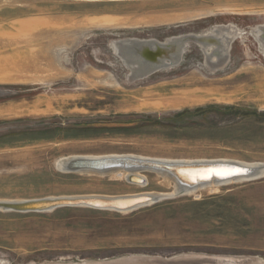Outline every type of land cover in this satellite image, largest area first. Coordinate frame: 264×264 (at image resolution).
Returning a JSON list of instances; mask_svg holds the SVG:
<instances>
[{"label":"rangeland","instance_id":"374dc122","mask_svg":"<svg viewBox=\"0 0 264 264\" xmlns=\"http://www.w3.org/2000/svg\"><path fill=\"white\" fill-rule=\"evenodd\" d=\"M217 31L228 46L193 40ZM178 37L180 60L139 77L112 45ZM262 40L264 0H0V201L171 196L124 211L0 204V264H264V174L177 193L153 169L136 185L56 166L79 154L264 163Z\"/></svg>","mask_w":264,"mask_h":264},{"label":"bare ground","instance_id":"6f19581e","mask_svg":"<svg viewBox=\"0 0 264 264\" xmlns=\"http://www.w3.org/2000/svg\"><path fill=\"white\" fill-rule=\"evenodd\" d=\"M218 31L215 33V35L213 34V35H206V36L205 35L196 36L193 40L198 42L199 44L203 45L204 47L206 45L208 46L210 44L213 48H215V47H217L219 45V43L221 44V46L223 44L227 43L225 46H228V44H229V42L231 40L228 37H230L231 35H229V33L228 34L225 33L223 35L224 32H222V34L220 35V32H218ZM225 36H228V37H225ZM214 37L217 38L218 40L216 41ZM237 37L240 38V34ZM186 39H187L186 37L173 38L171 41H168L167 43H160V42L159 43L158 42L149 43V42H142V41H139L137 39H124V40H122L120 42H117V43L114 42L112 45H113V47H115L116 50H118L120 53H122L124 61L127 63V65L130 68L131 72L134 75H136V73H139L141 71L144 72V70L147 69L146 66H148V67L152 66L153 70L156 69L157 66H161V67H166L167 68V65L164 66V60L162 61L161 59L158 62L153 63V64L145 62L142 59V55H143L142 52L143 51H145V50L155 51V50H157L159 48L161 49V48L173 47L172 50L176 51L175 52V54H176L178 52L177 50L182 45L180 43H182ZM262 42L264 43V40H262ZM213 51L214 50L212 49V52ZM175 54H170L169 51H166V53H165V55L170 57V58H173L175 56ZM146 57L149 59V61L157 60V58L152 57V54H150L149 57L146 55ZM166 68H164V69H166ZM149 69L151 70V68H149ZM138 77H139V75H138ZM111 158H118V159H120V158H134V159H140V160H149V161L160 162V163H163V164H181V163L188 164V163H193V162H195V163H208V162L232 163V164L240 165L242 167H249L250 169H253V172L249 176L238 177V178H235V179H231L229 181L251 179V178L253 179L255 177H258V176L264 174V163H250V164H246V163H241V162H234L235 160L234 161H229L227 159H225V160L224 159L223 160L219 159V160H213V161H209L208 159L202 160V161L201 160H199V161H191V160H185V159L184 160H172V161H170V160H168V161L167 160H161V159L160 160H155V159L151 160L150 158L146 159L144 157H139V155H138V157H136V156L134 157V156H128V155H122V156H120V155L85 156V155H80L79 154V155H76V156L75 155L74 156H69V157L66 156L63 159L61 158V160H57L56 166H57V169H60L63 172H69L70 173L72 171H67L65 169V167L72 161L111 159ZM176 171H177V175L179 176L180 180L187 181V179H191L193 177L195 178L197 176H199V178H201V179H208V178L211 177V175H214L215 172H220L221 175H219V177H223V176L229 175L228 174L229 172H231L232 174L236 173V172L239 171V169H237L235 167H233V168L223 167V168H218V169H203V168L191 169V168H189V169H179V170H176ZM74 172L75 173L76 172H79V173L88 172V173H94V174H97V175L99 174L100 176L105 174V175H109V177H113L114 179H118V180H120L121 178H123L125 176L129 177V176L134 175V176L142 178L144 181H146L145 177L143 175H141L142 173H139L140 171H138V169H136V170L134 169V170H130V171H128L126 169H121V168L107 169V170H103V171L92 170V169H78V170H74ZM157 174L161 175L162 178L164 179V181L167 182V184L169 183V181H172L175 184V185L172 184V185L175 186L174 191L177 192V193L188 192V191H192V190L195 189L194 188V189H190V190H188V189L184 190L183 188H180L178 186V184H177V179L175 177H173L172 175H170L169 173L159 172ZM139 178H136L134 180L139 181L140 180ZM229 181H227V183ZM223 183H225V182H223ZM135 184L137 185L139 183H135ZM219 184H222V183L211 182L209 184L199 185L198 187H196V189L200 188V187L208 186V185L210 187H213V186L219 185ZM120 196L121 195H119V197ZM107 197L114 198V197H117V196H105V195H81V196H77L76 195V196H58V197L36 198V199H29V200H25V199L24 200H13V199L11 200L10 199V200H1L0 204H1V207L3 209L5 207L6 208H10V206L19 207V206H23V205H18V204H24V203H27V202H36V201H41V200H49L50 202H52V201H72V200H78V199H85V200H90L92 202L101 203V204H103L105 202H113V203L123 207V206H126L127 204H132V203L137 202V201H143V200H145L147 198H151V197L152 198H159V197H162V195H160V194L156 195L155 193L151 194V193L144 192V193L125 195V197H128L129 199L118 198L115 201H107V199H104V198H107ZM133 198H135V199H133ZM47 204H50V203L44 201L42 203L33 204V205L45 206ZM120 211H122V210H120ZM198 259L200 260V262H203L204 264H226V262L230 261L228 259L227 260L223 259V257H219V256H213L211 259H207V258H198ZM190 260L192 262L199 261V260H195V259L194 260L190 259Z\"/></svg>","mask_w":264,"mask_h":264},{"label":"water","instance_id":"95a60500","mask_svg":"<svg viewBox=\"0 0 264 264\" xmlns=\"http://www.w3.org/2000/svg\"><path fill=\"white\" fill-rule=\"evenodd\" d=\"M145 49V48H144ZM173 47H168V48H159L155 51H151V50H145L143 51V55H142V59L145 62L148 63H156L158 62L160 59L163 61L164 60V65L168 64L167 62H171V63H176L178 62L181 58L177 53L176 56H174L173 58H175L174 61H170L172 58L168 57L165 55L166 51H169L170 54L175 53L176 51L172 50ZM183 50V48H182ZM181 50V52H182ZM177 51H180V49H178ZM150 54H152V57L157 58V60L155 61H149V59L146 57V55L149 57ZM151 57V58H152ZM143 71L139 72L137 75H135L136 77L142 76L143 75ZM223 167H229V168H237L239 169L238 172L233 173V174H229L223 177H219L217 175H211L210 178L208 179H201L199 178V176L197 177H193L191 179H187V181L184 180H180L179 176L177 175V171L179 169H218V168H223ZM113 168H121V169H126L128 171L130 170H136V169H153L156 171H160L162 173H169L170 175H172L173 177H175L177 179V184L180 188H183L184 190L188 189H194L196 187H198L199 185H205V184H209L211 182L214 183H223V182H227L231 179H235L238 177H243V176H249L252 172L253 169H250L249 167H242L240 165L237 164H232V163H218V162H208V163H181V164H163L160 162H155V161H149V160H140V159H134V158H111V159H97V160H77V161H72L70 162L65 169L67 171H74V170H78V169H92V170H99V171H103V170H107V169H113ZM176 169V170H175ZM245 170L247 171V174L245 173ZM136 178H139L137 176H129L127 177V180L131 183H139L142 184L144 183V180L142 178H139L140 180H134ZM184 181V182H183ZM98 198V197H97ZM118 198H122V199H129L128 197H123V196H117L114 198H104L107 199V201H115ZM171 198V196H164V197H159V198H147L143 201H137L134 202L132 204H127L126 206H120L117 205L113 202H105L103 204L101 203H96V202H92L90 200H85V199H78V200H72V201H52L50 202L49 200H41V201H36V202H27L24 204H18V205H23V206H19V207H15V206H10V208L13 209H17V210H45V209H50V208H54V207H58V206H66V205H70V206H79V205H86V206H90V207H94V208H100V209H111V210H131L134 209L136 207H139L141 205H145V204H149V202L153 203V202H158V200L162 201L164 199H168ZM135 199V198H133ZM49 202L50 204H47L45 206H38V205H33V204H39L42 202Z\"/></svg>","mask_w":264,"mask_h":264},{"label":"snow or ice","instance_id":"6c2138e0","mask_svg":"<svg viewBox=\"0 0 264 264\" xmlns=\"http://www.w3.org/2000/svg\"><path fill=\"white\" fill-rule=\"evenodd\" d=\"M247 171H248V170H245V173H244V174H247ZM228 174H232V173L229 172ZM215 175H218V176H219V175H221V173H220V172H215Z\"/></svg>","mask_w":264,"mask_h":264}]
</instances>
